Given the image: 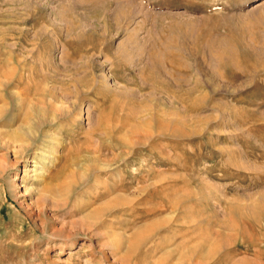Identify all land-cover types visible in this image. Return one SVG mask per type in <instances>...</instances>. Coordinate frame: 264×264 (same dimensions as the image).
Listing matches in <instances>:
<instances>
[{"label":"rangeland","instance_id":"rangeland-1","mask_svg":"<svg viewBox=\"0 0 264 264\" xmlns=\"http://www.w3.org/2000/svg\"><path fill=\"white\" fill-rule=\"evenodd\" d=\"M0 110V264H264V0H0Z\"/></svg>","mask_w":264,"mask_h":264},{"label":"bare ground","instance_id":"bare-ground-1","mask_svg":"<svg viewBox=\"0 0 264 264\" xmlns=\"http://www.w3.org/2000/svg\"><path fill=\"white\" fill-rule=\"evenodd\" d=\"M154 55H157V54L154 53ZM153 60H154V58H153ZM159 61H157L156 64L157 63L159 64ZM172 65H174V64H171V66ZM39 79H40V77H39ZM35 81H36V79H35ZM38 81H39L38 84H40V80H38ZM84 81L86 82L87 80H84ZM41 82H42V84H44L43 86L42 85L41 86L38 85L37 82H36L37 85L34 83L36 86L32 83L34 85V87H31L32 85H30V87H28L29 84L26 86L28 88H25V90L23 92V96L25 97V100H24L25 102L23 104V107L25 109L24 121H23V124H22L23 126L20 127L16 132H14V133H12L10 135L11 136V139L13 140V142L15 144H19V145H21V147L22 146L24 147L23 148V151L26 150V148H25L26 146H30V144L32 145L33 142L35 144H38L42 140H44L45 135H46V129L49 126H51L52 124H54V122H57L59 120H62L64 117L67 118V116L69 115V108L66 107L63 104V101L62 100L60 102L57 101L59 99L58 93L55 90H52L51 87L46 86L49 83H52V79L50 80L47 77L46 78H42L41 79ZM73 82H74V80H73ZM158 82H160V81H158ZM87 84H88V81H87ZM63 85H64V83H63ZM72 85H76V87H79L80 88L79 90H82L81 88L83 86H85V84L83 82H81V81H76V82L72 83ZM88 85H86V87H88ZM91 86L92 85L90 84V88H91ZM93 88H95V87H93ZM162 88H164V87H162ZM33 95H35V97H33ZM60 95L61 94H59V96ZM79 95H80V93H78V96ZM24 97H22L21 99H23ZM177 97H179V96H177ZM58 103H61L60 106H58ZM3 112H4L3 110H0V116H1V114H3ZM51 115L53 116L52 118L49 117ZM153 122L158 123V125L162 126L163 128H165V127H167V126H169L171 124V121L168 122V123H166L163 120L158 119L157 121H154V120L153 121H150L146 125L147 126H151V124ZM174 122L176 124H179L180 123L179 121H174ZM181 123H182V121H181ZM114 130H115V128H114ZM34 164H35L34 169L35 170H39L37 163H34ZM35 170H34V172H37Z\"/></svg>","mask_w":264,"mask_h":264}]
</instances>
